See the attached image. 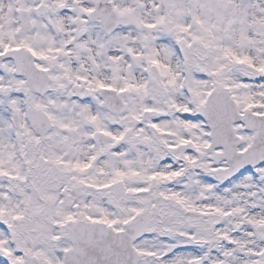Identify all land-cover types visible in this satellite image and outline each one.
<instances>
[{"label":"snow or ice","instance_id":"6c2138e0","mask_svg":"<svg viewBox=\"0 0 264 264\" xmlns=\"http://www.w3.org/2000/svg\"><path fill=\"white\" fill-rule=\"evenodd\" d=\"M0 264H264V0H0Z\"/></svg>","mask_w":264,"mask_h":264}]
</instances>
